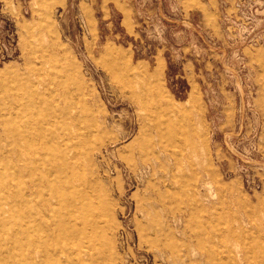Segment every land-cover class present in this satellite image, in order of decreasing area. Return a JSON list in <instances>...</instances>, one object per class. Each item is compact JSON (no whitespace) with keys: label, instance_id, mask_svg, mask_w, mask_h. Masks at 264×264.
<instances>
[{"label":"rangeland","instance_id":"rangeland-1","mask_svg":"<svg viewBox=\"0 0 264 264\" xmlns=\"http://www.w3.org/2000/svg\"><path fill=\"white\" fill-rule=\"evenodd\" d=\"M0 222V264H264V0H0Z\"/></svg>","mask_w":264,"mask_h":264},{"label":"bare ground","instance_id":"bare-ground-1","mask_svg":"<svg viewBox=\"0 0 264 264\" xmlns=\"http://www.w3.org/2000/svg\"><path fill=\"white\" fill-rule=\"evenodd\" d=\"M40 146V145H39ZM27 161V160H26ZM30 161V160H29ZM37 165V164H36ZM49 166V165H48ZM19 170V169H18ZM31 172V171H30ZM34 175V173H33ZM52 175V174H51ZM50 180V179H49ZM33 185V184H32ZM25 195V194H24ZM7 197V196H6ZM23 204V203H22ZM15 206V205H14ZM28 207V206H27ZM7 211V210H6ZM10 214V213H9ZM6 218V217H5ZM1 223V222H0ZM26 225V224H25ZM30 231V230H29ZM26 232V231H25ZM21 238V237H20ZM31 238V237H30ZM24 239V238H23ZM20 256V255H19ZM20 264V263H19Z\"/></svg>","mask_w":264,"mask_h":264}]
</instances>
